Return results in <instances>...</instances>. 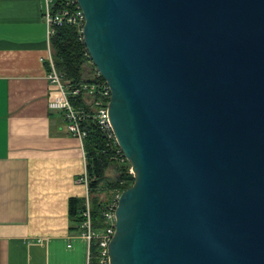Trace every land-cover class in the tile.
<instances>
[{
    "label": "water",
    "instance_id": "95a60500",
    "mask_svg": "<svg viewBox=\"0 0 264 264\" xmlns=\"http://www.w3.org/2000/svg\"><path fill=\"white\" fill-rule=\"evenodd\" d=\"M134 182L110 264H264V0H77Z\"/></svg>",
    "mask_w": 264,
    "mask_h": 264
},
{
    "label": "crops",
    "instance_id": "0c3cea01",
    "mask_svg": "<svg viewBox=\"0 0 264 264\" xmlns=\"http://www.w3.org/2000/svg\"><path fill=\"white\" fill-rule=\"evenodd\" d=\"M44 9V0H0V264H87L68 215L70 198H89L78 183L86 162L49 107Z\"/></svg>",
    "mask_w": 264,
    "mask_h": 264
},
{
    "label": "built area",
    "instance_id": "2783aa9c",
    "mask_svg": "<svg viewBox=\"0 0 264 264\" xmlns=\"http://www.w3.org/2000/svg\"><path fill=\"white\" fill-rule=\"evenodd\" d=\"M44 2L45 9L42 16L47 30L46 40L49 48L45 66L47 80L54 87L57 94L50 101L49 107L62 112L66 130L68 134L80 141L85 160L84 140L86 132L83 124L88 120L95 124L109 145H117L108 117L111 92L107 83L96 69H94L92 80L89 83L74 85L70 81L63 79L53 61L51 39L55 36L57 28L73 27L78 32L80 41H83L82 31L85 19L77 0H44ZM80 96L84 98L86 106L76 108L72 100ZM116 153L120 162L124 163L127 161L120 149L116 150ZM129 174L133 176L131 169H129ZM78 183L88 187L86 173L79 179ZM122 192L120 189H115L110 200L104 205L102 217L105 227L102 229H93L87 201L86 210L82 214L83 222L80 225L82 229L81 235L85 238L88 245L87 264H110L108 246L115 232V212Z\"/></svg>",
    "mask_w": 264,
    "mask_h": 264
},
{
    "label": "trees",
    "instance_id": "16d2710c",
    "mask_svg": "<svg viewBox=\"0 0 264 264\" xmlns=\"http://www.w3.org/2000/svg\"><path fill=\"white\" fill-rule=\"evenodd\" d=\"M52 57L58 72L63 79L70 81L74 85L89 83L92 80V65L83 41H80L79 34L73 27L57 28L55 36L51 39ZM88 67H91L87 74ZM76 108L86 106L84 98L80 96L72 100ZM86 137L84 149L86 152V174L88 178L89 198H70L68 202L69 231L70 233L81 234L80 227L83 222V212L86 210L88 201L93 229L98 230L105 227L102 217L104 205L112 197L115 189L124 191L134 182V178L129 174L131 168L129 163L120 162L117 158V145H109L102 136L95 124L88 120L83 124ZM115 170L116 178L106 181V171L112 168ZM107 187L102 193V185ZM103 194V195H102Z\"/></svg>",
    "mask_w": 264,
    "mask_h": 264
},
{
    "label": "rangeland",
    "instance_id": "374dc122",
    "mask_svg": "<svg viewBox=\"0 0 264 264\" xmlns=\"http://www.w3.org/2000/svg\"><path fill=\"white\" fill-rule=\"evenodd\" d=\"M90 70H91V67H88L87 74H89ZM91 73H92V75H93V70H91ZM92 75H91V77H92ZM112 169H113V167L106 171V177H105V178H106V181H105V184L108 182L107 179H108V180H113V179L116 178V175H113L114 173L112 172V171H113ZM130 169H131V168H130ZM115 174H116V173H115ZM103 184H104V183H103ZM103 184L101 183V185H102V189H100V191H101L102 193L106 192V190H107V187H104L105 185L103 186ZM102 195H103V194H102Z\"/></svg>",
    "mask_w": 264,
    "mask_h": 264
}]
</instances>
